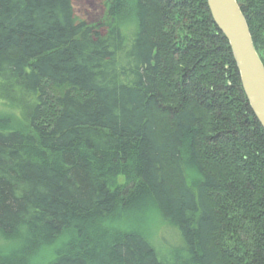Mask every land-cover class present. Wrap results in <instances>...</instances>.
<instances>
[{"label": "trees", "instance_id": "16d2710c", "mask_svg": "<svg viewBox=\"0 0 264 264\" xmlns=\"http://www.w3.org/2000/svg\"><path fill=\"white\" fill-rule=\"evenodd\" d=\"M103 9L0 0V264H264V128L207 0Z\"/></svg>", "mask_w": 264, "mask_h": 264}, {"label": "water", "instance_id": "95a60500", "mask_svg": "<svg viewBox=\"0 0 264 264\" xmlns=\"http://www.w3.org/2000/svg\"><path fill=\"white\" fill-rule=\"evenodd\" d=\"M212 19L227 39L250 108L264 128V64L256 52L237 0H207Z\"/></svg>", "mask_w": 264, "mask_h": 264}, {"label": "rangeland", "instance_id": "374dc122", "mask_svg": "<svg viewBox=\"0 0 264 264\" xmlns=\"http://www.w3.org/2000/svg\"><path fill=\"white\" fill-rule=\"evenodd\" d=\"M75 8L76 15L80 18L88 22L89 24L96 25L97 23L101 22L104 17V9H103V0H72ZM0 119L6 120L7 127L11 129H17V130H25V127H23L22 124H20L15 116V113L13 114L12 111L5 105L0 104ZM120 183L124 182V178H119ZM143 218L146 220L144 221L142 219L141 225H140V231L145 230L146 233H150L152 235H155L157 232V227H153L154 225V215L152 211L150 210L149 215H145ZM142 226V227H141ZM132 229H138V226H133ZM0 246L2 245V242L0 240Z\"/></svg>", "mask_w": 264, "mask_h": 264}]
</instances>
